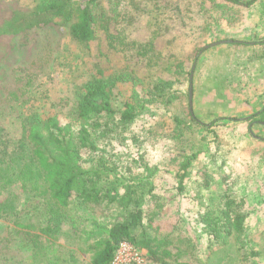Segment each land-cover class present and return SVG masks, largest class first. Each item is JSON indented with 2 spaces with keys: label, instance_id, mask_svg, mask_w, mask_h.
Listing matches in <instances>:
<instances>
[{
  "label": "rangeland",
  "instance_id": "1",
  "mask_svg": "<svg viewBox=\"0 0 264 264\" xmlns=\"http://www.w3.org/2000/svg\"><path fill=\"white\" fill-rule=\"evenodd\" d=\"M134 6L128 7L136 19L120 48L100 56L97 42L87 47L72 40L58 19L8 32L7 23L17 13H31L35 4L0 0L1 137L23 136V121L30 113L67 112L96 65L109 68L107 72L127 67L145 87L151 80H168L171 84L163 94L141 112L140 126L150 127L152 134L144 133L142 144L136 146L141 141L138 137L140 141H133L132 146L157 167L153 181L163 206L154 216L153 226L159 232L147 233L163 240L172 256L156 264H264V126L261 122L250 125L247 120L264 107V43H260L264 0L225 12L212 7L210 0H143L141 9ZM155 26L158 30L168 27L170 32L155 39L145 55L152 63L146 66L139 57L132 58L133 51L126 46L130 39L149 40ZM178 62L183 67L177 73ZM190 113L201 124L192 121ZM215 120L214 126H206ZM174 129L181 130L182 145L197 156L184 191L178 190L177 166L172 160L176 153L166 136ZM207 171L213 172L208 189L202 184ZM226 173L237 181L236 194L246 200L249 226L225 244H211L195 220L213 192L223 191ZM4 198H14V208L11 214H0V264H45L35 259L17 231L26 230L19 223L46 220L45 198L24 192L19 184L4 190L0 201ZM120 214L99 207L74 208L68 211L69 221L57 242L63 251L71 250L74 264H92L95 254L89 245L103 237ZM76 217L82 223L79 227ZM133 247L143 250L145 264H151L147 250Z\"/></svg>",
  "mask_w": 264,
  "mask_h": 264
},
{
  "label": "trees",
  "instance_id": "2",
  "mask_svg": "<svg viewBox=\"0 0 264 264\" xmlns=\"http://www.w3.org/2000/svg\"><path fill=\"white\" fill-rule=\"evenodd\" d=\"M256 1L210 0L212 7L224 12L232 7H250ZM32 2L35 4L33 11L17 13L7 23L8 32L44 26L58 19L72 40L87 47L97 42L98 54L106 56L120 48L134 24L136 14L128 6L141 9L143 0ZM169 32L168 27L158 30L155 26L149 40L130 39L126 48L133 51L132 58L139 57L146 66L150 65L152 60L145 55L153 49L158 35L167 37ZM260 43H264V38ZM181 67V62L175 65L177 73ZM126 68L107 72L109 68L96 65L75 105L72 104L67 112L47 116L30 113L23 121V136L5 140L0 134V195L19 184L24 192L45 198L46 220L19 223V227L26 230H17L35 259L41 258L45 264L75 263L71 250L63 251L57 239L69 221L68 211L79 207L121 212L106 234L89 245L95 254L92 264H111L115 252L125 241L147 250L151 264L172 256L163 240L147 233L149 230L155 234L159 232V228L153 226L154 216L163 206L159 202L162 196L156 192L153 181L157 167L145 161L142 153L132 150L140 141L138 137L141 141L136 146L142 144L144 133L148 136L153 132L150 127L140 126L143 122L141 112L155 102L171 82L151 80L145 87L146 83ZM170 100L168 98V102ZM190 118L201 124L191 113ZM247 120L250 125L264 122V111ZM217 121L206 126L212 127ZM139 128H143L141 132ZM166 136L173 141L176 153L172 160L177 166L178 190L184 191L185 180L197 156L182 145L184 139L180 129ZM212 175V171H207L202 180L207 189L211 186ZM231 175L222 176L223 191L213 192L211 201L195 220L211 244H225L232 235H242L248 230L250 210L245 198L236 194L237 181ZM13 202L14 198L0 201V214H11ZM152 204L154 208H150ZM76 221L79 227L82 224L79 217Z\"/></svg>",
  "mask_w": 264,
  "mask_h": 264
},
{
  "label": "built area",
  "instance_id": "3",
  "mask_svg": "<svg viewBox=\"0 0 264 264\" xmlns=\"http://www.w3.org/2000/svg\"><path fill=\"white\" fill-rule=\"evenodd\" d=\"M144 251H138L129 242H123L115 252L111 264H145Z\"/></svg>",
  "mask_w": 264,
  "mask_h": 264
},
{
  "label": "water",
  "instance_id": "4",
  "mask_svg": "<svg viewBox=\"0 0 264 264\" xmlns=\"http://www.w3.org/2000/svg\"><path fill=\"white\" fill-rule=\"evenodd\" d=\"M192 96H193V91H192V87H191L190 88V106H191V111H192Z\"/></svg>",
  "mask_w": 264,
  "mask_h": 264
},
{
  "label": "crops",
  "instance_id": "5",
  "mask_svg": "<svg viewBox=\"0 0 264 264\" xmlns=\"http://www.w3.org/2000/svg\"><path fill=\"white\" fill-rule=\"evenodd\" d=\"M261 111H264V107H262V109L260 110V112H261ZM253 115H254V114H253ZM253 115H252V116H253ZM249 117H251V116H248V118H249ZM263 123H264V122H263ZM263 123L261 122V125H262V126H264Z\"/></svg>",
  "mask_w": 264,
  "mask_h": 264
}]
</instances>
